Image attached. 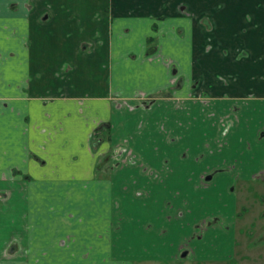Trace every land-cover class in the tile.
<instances>
[{
  "label": "crops",
  "instance_id": "1",
  "mask_svg": "<svg viewBox=\"0 0 264 264\" xmlns=\"http://www.w3.org/2000/svg\"><path fill=\"white\" fill-rule=\"evenodd\" d=\"M52 1L68 15L69 26L57 33L53 27L58 13L53 16L47 5ZM196 1L162 0V5L156 0L155 5L168 12L197 11ZM208 1L204 12L214 8ZM104 5L118 11L156 9L147 1L138 6L136 0H0V264H136V260L162 255L173 246L164 241L167 216L177 219L181 207V198H176L174 214H166L169 197L163 177L173 169L184 173L196 166V180L201 183L203 160L190 155L184 160L181 154L186 147L194 153L207 127L193 125L191 134L196 133V138L176 146L181 141L179 122L187 123L196 113L188 96L197 78L191 30L195 21L172 14V23L186 29L185 42L177 31L163 40L162 53L169 55L186 79L172 98H156L151 107L139 106L136 93L157 96L174 84L168 65L147 57L151 56L149 46L143 44L153 36L157 16L114 15L112 11L114 36L104 56L106 49L102 53L82 48L86 32L100 39L93 28L99 22L91 16ZM242 9L229 5L219 24L231 22L228 19H235ZM74 11L76 19L71 16ZM46 12L50 19L42 17ZM212 42L223 46L214 38ZM171 45L172 54L166 50ZM250 47L260 52L251 70L259 77L255 69L261 64L258 57L264 56V44ZM222 59L216 53L204 61L206 90L218 96L226 88L215 86L213 69H226ZM249 71H236L242 84ZM242 84L234 90L243 92ZM220 98H224L222 105L226 96ZM182 103H189L191 111L182 109ZM107 121L113 124L112 140L94 150L91 134ZM168 135L179 141L172 142ZM128 148L142 156L141 163L111 167L106 156L114 150L127 153ZM250 159L244 161L246 172L261 167L257 157ZM219 174L211 182L225 178ZM175 177L171 174L170 181H178L172 180Z\"/></svg>",
  "mask_w": 264,
  "mask_h": 264
},
{
  "label": "rangeland",
  "instance_id": "2",
  "mask_svg": "<svg viewBox=\"0 0 264 264\" xmlns=\"http://www.w3.org/2000/svg\"><path fill=\"white\" fill-rule=\"evenodd\" d=\"M136 1L138 6H143L144 1H147L148 5L156 7V0L155 3L151 0ZM236 1L238 0H212L214 4L212 12H204L203 4L209 2L208 0H197V11L183 8L168 12L158 5V8L149 11L129 9L118 11L113 10L110 5H106L107 7L104 5L102 9L94 13V16H91V20L94 21L96 18L99 22L93 28L100 39L92 31L86 32L82 48L86 51L98 50L102 53L106 49L104 56H108L110 38L114 36L112 25L114 15L157 16L158 20L155 21L157 29L153 28L152 33L155 39L143 44L150 46L148 51L151 56L147 57L154 58L157 63L163 62L168 65L171 78L175 79L171 81L174 84H170L165 90L159 92L157 97L145 96L141 93L142 91L134 95L135 102L140 103L139 106L149 107L154 104L156 98H172L176 89L186 79L183 73H180V67L173 64L169 55L165 56L162 53L165 49L163 40L167 36L171 37L173 31H177L184 42L187 36L183 26L172 23V14L178 16L180 13L195 21V25L191 27L193 36L191 37L193 39L192 58L195 60L197 78L193 81L196 87L189 92L188 96L189 102L195 104L196 113L192 114V119L187 123L179 122V140L181 141L176 146L191 144V141L196 138V133L191 134L193 125L197 129L207 127L194 153L190 154L188 152L190 147H186L187 150L181 154L184 160L189 155L196 161L203 160L202 165L206 168L201 174V183L196 180V166H189L184 169V173L173 169L163 177L165 192L169 197L167 201L170 202L165 204L166 214H174L173 203L176 198H181L178 218L174 220L173 217L167 216L168 221L165 223V228L168 229L167 236L164 238L165 245L170 247L172 244L174 247L162 252V255H152V258L148 260H136L139 264H264V174L258 173L259 170L264 171V56L258 57L261 64L259 69H255V71L259 70V77L256 74L253 76L252 64L257 61L260 52L256 50L257 48L253 52L250 47L251 43H259L261 46L264 44V0ZM161 3L163 5L162 0ZM228 4L241 6L243 9L238 12L239 15L235 16V19H228L231 22L221 23L222 27L219 22L225 18L221 16V13L227 9ZM47 5L53 16L56 12L58 13V17H55L56 26L53 27L55 32L57 33V29H61L62 26L68 27V15L62 13L65 10L55 5L54 1L52 5L50 2ZM119 6L121 7V4ZM181 6H184V3ZM75 13V11L72 12L71 16L76 19ZM164 13H168V16L161 15ZM42 17L47 20L51 15L46 12ZM104 25L106 27L103 29ZM220 29L222 34L219 33ZM105 34L106 37H104ZM125 35V32L121 34L120 43ZM94 36H96L95 39H93ZM213 38L223 46L214 44ZM92 40L97 42L95 46ZM54 48L62 50L59 45H54ZM166 50L170 53L172 45ZM133 52L135 53L132 51V54H129L132 56ZM216 53L226 61L227 69H213L215 86L219 85L227 89L219 96L215 95L214 91L206 90L209 82L204 69L205 59ZM102 61L103 65H106L103 57ZM211 61L215 63L216 60L211 59ZM110 66L109 64V68ZM239 68L250 69L244 84L241 83L242 80L236 72ZM239 84L244 85L243 92L234 90ZM253 84L260 87H255L253 90ZM224 96L226 101L219 105L220 99H224L220 97ZM130 101L134 102L133 99ZM181 106L182 109L191 111L189 103H182ZM167 137L171 138L172 142L179 141L176 136L168 135ZM125 151L114 150V159L111 160V164L115 162L117 165L135 166L136 163H141L142 156L138 157L135 149L128 148L127 153ZM250 157H257L258 165L261 167L246 172L244 161H250ZM168 161L166 158V162ZM205 161L207 163H204ZM171 174L175 176L177 174V179L175 177L172 180L178 181H170ZM188 174H190V181H187ZM217 174L219 178H225L214 180L208 185L202 183L210 179L209 175L213 180ZM179 175L182 176L181 179ZM173 184L175 186H172ZM136 203L138 202L133 201V204ZM216 219L218 221L211 225L216 227L211 228V221ZM139 221H142L141 218ZM179 243L180 246L177 249ZM182 253L185 255L181 256Z\"/></svg>",
  "mask_w": 264,
  "mask_h": 264
},
{
  "label": "trees",
  "instance_id": "3",
  "mask_svg": "<svg viewBox=\"0 0 264 264\" xmlns=\"http://www.w3.org/2000/svg\"><path fill=\"white\" fill-rule=\"evenodd\" d=\"M154 30L157 29V25H153ZM155 38L153 36H149L147 41L152 42ZM150 48V46H149ZM113 124L111 121L103 122L100 125H98L92 132L90 143L92 145V148L94 150H97L98 147L104 142V141H111L113 137L112 133ZM108 157H112L111 152L108 154ZM115 163V162H114ZM111 164V162H110ZM113 164V163H112ZM111 166V165H110Z\"/></svg>",
  "mask_w": 264,
  "mask_h": 264
},
{
  "label": "flooded vegetation",
  "instance_id": "4",
  "mask_svg": "<svg viewBox=\"0 0 264 264\" xmlns=\"http://www.w3.org/2000/svg\"><path fill=\"white\" fill-rule=\"evenodd\" d=\"M155 97H157V96H155ZM111 154H112V157H108V159H109V162H111V160H113L114 159V151L113 152H111ZM108 159H107V161H108ZM112 166H116V167H119L120 165H117L116 163H115V165L114 164H111V167ZM263 170H259V175H261V174H264V172H262ZM210 176V179H208L207 181H205V183L204 182H202L204 185H208V184H210V182H211V180H212V177H211V175H209ZM212 183V182H211ZM218 220L216 219L215 221H211V223H210V227L211 228H215L216 226H211L212 224H215L216 222H217ZM183 255H185V254H181V256H183ZM136 264H139L138 262H136Z\"/></svg>",
  "mask_w": 264,
  "mask_h": 264
},
{
  "label": "built area",
  "instance_id": "5",
  "mask_svg": "<svg viewBox=\"0 0 264 264\" xmlns=\"http://www.w3.org/2000/svg\"><path fill=\"white\" fill-rule=\"evenodd\" d=\"M262 172H264V171H262Z\"/></svg>",
  "mask_w": 264,
  "mask_h": 264
}]
</instances>
